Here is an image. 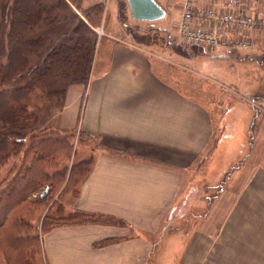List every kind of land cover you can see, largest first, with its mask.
I'll list each match as a JSON object with an SVG mask.
<instances>
[{"label":"crops","instance_id":"0c3cea01","mask_svg":"<svg viewBox=\"0 0 264 264\" xmlns=\"http://www.w3.org/2000/svg\"><path fill=\"white\" fill-rule=\"evenodd\" d=\"M96 2L106 22L108 4ZM111 12L121 20L120 0ZM129 37L99 34L87 79L69 84L51 126L76 134L72 160H92L79 192L63 198L65 212L103 220L45 232L41 259L264 264V157L237 166L236 108L191 91L183 65L167 54L188 46L157 50Z\"/></svg>","mask_w":264,"mask_h":264},{"label":"trees","instance_id":"16d2710c","mask_svg":"<svg viewBox=\"0 0 264 264\" xmlns=\"http://www.w3.org/2000/svg\"><path fill=\"white\" fill-rule=\"evenodd\" d=\"M72 4L82 15L73 28L71 40L75 42L58 45L48 53L47 63L29 67V55L39 52L44 44L43 37L29 36L30 30L42 24H58L61 11L72 8ZM104 10L103 2L82 7V0H13L2 11L0 162L22 154L20 164L9 171V179L0 183V250L6 255L4 264H37V255L42 256V236L55 226L103 220L102 215L82 211L65 216L45 213L40 234L37 231L34 213L47 205V200L77 194L91 171L92 160H72L76 134L62 128H41L29 101L32 93L53 90L60 75L76 67L85 69V60L90 67L97 40L95 28L103 21ZM59 205L64 206L62 201Z\"/></svg>","mask_w":264,"mask_h":264},{"label":"rangeland","instance_id":"374dc122","mask_svg":"<svg viewBox=\"0 0 264 264\" xmlns=\"http://www.w3.org/2000/svg\"><path fill=\"white\" fill-rule=\"evenodd\" d=\"M49 1L57 2V0ZM95 1L98 0H85L82 7H87ZM104 1L108 4L106 9L108 8L109 11L106 22L103 20L100 26L96 27V31H98L96 45L98 44L99 34L102 35L103 31L107 29L110 31L113 30L119 35L128 34L130 36L129 38L135 40L141 46L153 47L157 50L165 47L172 48L171 46L175 50L177 48L179 50L184 48L183 45L178 46L176 41L177 22L182 11L181 5L179 4L180 0H156L165 9L166 13L163 17L154 20L135 18L131 13L128 0H120L121 13L119 14L121 20H118L115 14L111 12V4L115 0ZM12 2L13 0H0V22L2 21L4 7ZM80 15L81 13H78V11L65 8L61 11L60 16L62 20L58 24H42L30 30L29 36L43 37L44 44L39 49V52H33L29 55V67L44 65L47 63L46 58L48 53L53 48L73 41L71 40L73 28L78 24ZM263 48L264 45L259 44L250 50L236 49L211 53L201 50L198 47H185L179 54L167 53L175 58V63L180 62V65H183L185 74L181 76L182 79L185 77L191 79L190 88L192 92H197L196 88H198L200 93L208 96V98H210L209 96L213 98H222L224 96L229 101H222L221 106L224 107L226 103V105H231L233 108H236L232 109V111L236 114V118L238 116L239 119L237 140L239 145L244 143L243 146L240 145L241 148L239 149L237 160L238 167H241L251 159L253 162H256L258 158L264 157ZM180 54L186 57H182ZM85 63V69L76 67L71 72L60 75L56 84L53 86V90H56L57 93H53V90H51L52 92L47 90L43 93L41 91L32 93L29 108L37 114L38 124L41 128L43 126L51 127L54 125V115L65 103L69 84L75 81H83L80 77L89 74V68L87 67L89 63L86 60ZM75 76L78 77L76 78ZM9 85L12 86L13 84ZM221 152L224 154L223 149ZM21 157L22 154L14 155L4 162H0V183L6 178L9 179V171L12 167L16 168L20 164ZM55 199L56 202L52 204ZM61 201L63 202V197H55L51 201L47 200V205L41 206L34 213L35 215H33L32 220L36 226L37 224L39 225L37 229L39 234L42 228L41 221H43L45 213L67 215L65 207L63 206V208L59 205ZM5 256L0 250V262L2 264L6 262ZM35 262L37 264H46L41 259V255L39 257V254Z\"/></svg>","mask_w":264,"mask_h":264},{"label":"built area","instance_id":"2783aa9c","mask_svg":"<svg viewBox=\"0 0 264 264\" xmlns=\"http://www.w3.org/2000/svg\"><path fill=\"white\" fill-rule=\"evenodd\" d=\"M180 5V45L211 53L264 45V0H181Z\"/></svg>","mask_w":264,"mask_h":264},{"label":"water","instance_id":"95a60500","mask_svg":"<svg viewBox=\"0 0 264 264\" xmlns=\"http://www.w3.org/2000/svg\"><path fill=\"white\" fill-rule=\"evenodd\" d=\"M135 18L154 20L163 17L165 9L156 0H128Z\"/></svg>","mask_w":264,"mask_h":264}]
</instances>
